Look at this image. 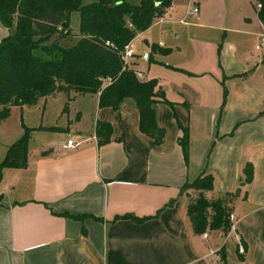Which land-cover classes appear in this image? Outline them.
Segmentation results:
<instances>
[{
  "label": "crops",
  "instance_id": "obj_1",
  "mask_svg": "<svg viewBox=\"0 0 264 264\" xmlns=\"http://www.w3.org/2000/svg\"><path fill=\"white\" fill-rule=\"evenodd\" d=\"M223 2L171 0L132 41L131 68L141 81L155 78L140 62L175 63L164 65L157 82L170 103L155 105L161 144L139 131L131 100L113 110L99 108L97 94L72 96L58 121L42 127L51 137L29 140L27 166L0 170V264H264V28L255 1L235 16ZM192 6L199 13L187 17ZM159 25L177 26L176 42L151 47L143 39L140 54L134 43ZM9 33L0 22V42ZM88 96L89 124L80 103ZM98 122L111 126L102 144ZM68 141L77 146L66 147ZM247 163L253 177L242 184ZM202 175L213 180L207 199L228 200L238 219L234 233H194L187 205L195 193L182 188Z\"/></svg>",
  "mask_w": 264,
  "mask_h": 264
},
{
  "label": "trees",
  "instance_id": "obj_2",
  "mask_svg": "<svg viewBox=\"0 0 264 264\" xmlns=\"http://www.w3.org/2000/svg\"><path fill=\"white\" fill-rule=\"evenodd\" d=\"M170 5L171 0H97L87 5L83 0H0V22L10 31L0 42V104L4 107L0 120L7 118L12 105H34L59 92L68 100L97 94L99 108L118 110L124 100H131L139 115V131L161 144L165 131L156 123L155 105L170 103L157 81L138 79L135 70L123 64L121 54ZM255 5L264 28V0H255ZM74 12L79 14V35L74 46L65 48L61 41L70 38L69 19ZM261 62L264 68V54ZM183 133L180 144L187 157V132ZM96 135L99 144L107 142L111 126L98 122ZM29 139L30 129L24 127L23 135L7 148L0 170L27 166ZM243 174L242 184L250 183V163ZM212 185V177L202 175L182 188V192L187 186L195 190L187 215L196 234L230 229L228 200L204 196Z\"/></svg>",
  "mask_w": 264,
  "mask_h": 264
},
{
  "label": "rangeland",
  "instance_id": "obj_3",
  "mask_svg": "<svg viewBox=\"0 0 264 264\" xmlns=\"http://www.w3.org/2000/svg\"><path fill=\"white\" fill-rule=\"evenodd\" d=\"M97 0H83V5L88 2H96ZM223 6L227 7L226 11L230 16H235L241 8L248 2V5L251 9L252 4L255 0H223ZM163 27L170 28V30H166V33L163 35L161 30ZM177 26H168V25H159L153 26L147 35L136 41L134 43L136 46H139L138 52H141L144 49L142 44L143 39H146L151 47L161 46L164 48H170L174 42H176L174 38V30L171 28H176ZM69 30H70V38L64 39L61 41V45L65 48H69L75 45L77 42V38L79 35V14L74 12L70 15L69 19ZM264 34H262L263 36ZM204 48V47H203ZM261 52H264V41L262 43ZM39 53V52H38ZM174 58V57H173ZM172 58V59H173ZM161 64L150 65L145 62H140L139 69L149 76H153L157 82H161L164 80V73L167 67L165 64H175L174 61H171L169 58H163L159 60ZM131 60L129 61V67H131ZM136 68V65H135ZM133 69V68H132ZM154 79V80H155ZM68 97L65 93L59 92L54 95V97L45 102L43 100H39L36 104L19 107L12 105L9 107V114L7 118L4 120H0V151L8 144L15 142L18 138H20L24 133V127L30 129V142L32 144H41L45 142L48 138H50L51 134L44 133L42 127L44 126H53L58 121V116L60 112L63 110V107L67 105ZM92 98L90 96L86 97L85 100H81L83 111L87 114L85 119L89 124L90 116L88 114V110L92 105ZM3 106L0 104V111L3 110ZM67 118L66 115L62 117L63 120ZM60 124V122H58ZM61 137L57 136V139L60 140ZM184 193L193 196L195 190L190 186H187L184 190Z\"/></svg>",
  "mask_w": 264,
  "mask_h": 264
},
{
  "label": "built area",
  "instance_id": "obj_4",
  "mask_svg": "<svg viewBox=\"0 0 264 264\" xmlns=\"http://www.w3.org/2000/svg\"><path fill=\"white\" fill-rule=\"evenodd\" d=\"M198 13H199L198 7L192 6V7H189L187 9L186 16L187 17L188 16H197ZM159 22H162V21H159ZM181 23H183V21H181ZM261 42H263V38L261 39ZM257 49H259V46H257ZM133 56H134V45H133V42L131 41L130 43H128L125 46V49H124V51L121 54V60L123 61V64L125 66H128L129 65V61L133 58ZM135 74H136V77L138 79L142 78L140 73L136 72ZM76 146H77V144L74 143L73 141H68L66 143V147H68V148H75ZM229 222H230V229L227 232L228 235H230L231 233L235 232V228H236V224L238 222V219L233 214H230L229 215ZM204 238H206V237L204 236ZM243 252H244V250H243L242 246H239L238 247V253L242 254ZM213 264H218L217 260H215Z\"/></svg>",
  "mask_w": 264,
  "mask_h": 264
},
{
  "label": "water",
  "instance_id": "obj_5",
  "mask_svg": "<svg viewBox=\"0 0 264 264\" xmlns=\"http://www.w3.org/2000/svg\"><path fill=\"white\" fill-rule=\"evenodd\" d=\"M53 45H58V42H53Z\"/></svg>",
  "mask_w": 264,
  "mask_h": 264
}]
</instances>
